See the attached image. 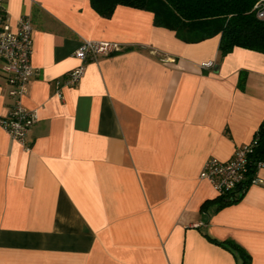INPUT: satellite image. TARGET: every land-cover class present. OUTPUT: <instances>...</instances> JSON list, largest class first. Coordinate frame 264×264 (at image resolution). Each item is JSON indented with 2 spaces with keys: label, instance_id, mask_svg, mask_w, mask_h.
Returning a JSON list of instances; mask_svg holds the SVG:
<instances>
[{
  "label": "crops",
  "instance_id": "1",
  "mask_svg": "<svg viewBox=\"0 0 264 264\" xmlns=\"http://www.w3.org/2000/svg\"><path fill=\"white\" fill-rule=\"evenodd\" d=\"M4 9L13 28L32 20L23 103L37 115L25 144L0 126V264H264V184L219 207L201 178L210 157L230 160L264 123L263 52L222 57L220 35L185 42L122 4L111 15L90 0ZM85 40L123 49L89 60L59 96ZM1 67L4 117L13 99Z\"/></svg>",
  "mask_w": 264,
  "mask_h": 264
},
{
  "label": "built area",
  "instance_id": "2",
  "mask_svg": "<svg viewBox=\"0 0 264 264\" xmlns=\"http://www.w3.org/2000/svg\"><path fill=\"white\" fill-rule=\"evenodd\" d=\"M256 16L264 20V0H256L254 5ZM33 25L29 16H22L13 28L5 14L4 0H0V60L2 71L10 85L9 95L13 105L8 115L0 117V126L16 141L25 144L27 136L36 121V112L24 106L23 99L28 92L29 80L36 74L32 64ZM121 44L85 40L76 50L75 56L80 64L69 72L64 81L57 80V93L62 95L63 86H76L85 73L86 63L97 60L101 55L121 51ZM257 139L249 144L239 146L230 160L210 157L204 164L201 178L208 180L215 188L218 196L235 193L248 179L251 168H254L250 184H264L260 170L264 167V159L252 167L250 154L254 150ZM27 148H29L27 146ZM237 194V192H236Z\"/></svg>",
  "mask_w": 264,
  "mask_h": 264
},
{
  "label": "trees",
  "instance_id": "3",
  "mask_svg": "<svg viewBox=\"0 0 264 264\" xmlns=\"http://www.w3.org/2000/svg\"><path fill=\"white\" fill-rule=\"evenodd\" d=\"M94 9L111 15L118 5H127L151 11L154 22L175 31L178 38L189 43H198L220 35L219 50L222 57L235 47H243L264 53V20L256 16V0H90ZM244 74L239 86H243ZM257 139L250 154L252 167L264 159V123L257 130ZM251 168L247 181L235 193L218 196V206L239 201L244 197L253 176ZM224 245L242 251V248L230 241ZM243 264H248L245 260Z\"/></svg>",
  "mask_w": 264,
  "mask_h": 264
}]
</instances>
